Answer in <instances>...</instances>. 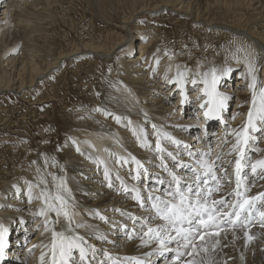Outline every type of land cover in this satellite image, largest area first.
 <instances>
[{
    "label": "bare ground",
    "instance_id": "obj_1",
    "mask_svg": "<svg viewBox=\"0 0 264 264\" xmlns=\"http://www.w3.org/2000/svg\"><path fill=\"white\" fill-rule=\"evenodd\" d=\"M65 1L0 0V13H3L0 14L3 16L0 19V95L13 92L20 99H26L42 91L46 93L48 102L50 99L56 102V115H49V120L45 121L42 115L35 116L36 112L32 109L33 121L30 119L29 123L33 122L38 129L43 123L47 126L62 124L60 137L55 134L59 140L55 143L51 130L39 133L41 136L32 134L29 138L28 133L21 131L20 125L6 126L0 137V149L4 150L3 164L0 163V225L6 229L0 264H27L30 249L35 255L30 264H41L42 253H46L44 264H51V233L44 231V218L38 215L45 208L43 199L38 198L42 189L51 197L59 194L70 199L73 210L78 213L76 220L87 226L76 231L97 250L93 264H99L101 260L104 264H136L137 260L143 261V264H187L185 255L178 261L173 259L175 244L171 245L173 251L170 254H161L155 242H149L147 246L142 243V222L137 218L148 219V206L145 204L141 208L132 199V194L124 191L122 184L129 189L134 185L151 186L143 177L139 181L133 179L137 160L153 176L160 174L167 178L158 167L157 140L168 152L181 156L186 162L188 157L184 145L194 152H209L213 157L229 151L235 142L233 130L246 126L249 111L253 109L254 90L249 86L252 77L248 74L245 55H254L257 69L262 67L264 73V0H124L129 5L130 17L123 20L118 0H92L93 4L88 0V9L95 8L101 21L114 23L120 31L117 42L111 48L101 41L88 40L89 33L85 31L89 28L88 23L72 20L64 6ZM170 13H173V22L164 18ZM176 15L190 18L192 30L187 31L189 36L184 35L190 38V42L180 40L174 46L162 32V27L174 24L186 32L187 21L175 22ZM158 16H162L163 20L159 21ZM106 18L109 21L104 20ZM143 20L147 24H142ZM58 22L76 30L78 44L69 46L67 43L66 50L62 49L67 38L54 29ZM123 32L126 34L123 35ZM20 34L31 44L28 49L26 41L22 43L18 40ZM238 47L244 51L237 53ZM19 50L18 56H12ZM90 55L110 64L107 65L106 75L97 83H94L96 79L93 77L90 87L93 92L90 94L89 89L85 90L88 86L83 79L88 73L92 76L96 74L93 72L95 61L93 65L83 64L85 72L77 69L75 89L69 88L67 76L72 71L68 67L82 56L87 58ZM124 55L128 57L124 58ZM212 69L220 77L216 85L220 95L227 96L224 93H228L221 91L222 86L229 83V88L236 81V104L229 118L226 112L232 99L230 96H227L229 99L219 119L206 118V108L200 107L208 99L204 95L202 78ZM179 72L184 73L186 100L181 95V85L173 82ZM254 75L255 91L259 93L264 89V76H259L258 70ZM193 78L197 81L195 85L191 83ZM46 84L47 87L44 86ZM229 93H234V90H229ZM69 94H73L71 98ZM31 98L34 100V97ZM189 112L193 118H198L200 124L194 122ZM227 119L229 126L225 122ZM254 122L260 131L251 133L253 138L249 140L246 153L251 162L264 159V123ZM214 123H219L217 132L214 131ZM186 134L198 135L196 142L193 144L192 137L187 138ZM169 136L179 141L180 145L172 143ZM225 159L234 160L235 156H225ZM165 160L169 167L173 166L168 157L165 156ZM224 167L228 169L227 173L218 171V174L231 176L232 183L215 194L216 199L227 196L235 187L233 167L228 164ZM245 171L248 174L246 184L249 185L247 194L256 196L264 193V170L258 168L255 175L250 169ZM64 187L69 191H63ZM144 195L147 196V191ZM228 198L232 199L231 196ZM257 208L264 211V202H257ZM253 215L246 228L237 227L234 231L230 229L214 236L222 240L226 260L233 261L230 264H264V247L263 251L251 247L248 252L251 256L244 258L248 255L243 253L248 236H259L256 238L257 245L260 244L257 241L264 240V221L258 213ZM48 217L55 219V214L49 212ZM62 223L61 217L57 230ZM38 224L41 228L37 233ZM121 234L123 237H120ZM98 236L105 239H97ZM208 236L203 242L211 240ZM26 238H31L28 239L30 243L25 247L27 250L22 251ZM147 239L144 237V240ZM238 246L240 250L234 253L233 248ZM105 251L111 259L103 255ZM150 253L155 254L148 259Z\"/></svg>",
    "mask_w": 264,
    "mask_h": 264
},
{
    "label": "snow or ice",
    "instance_id": "obj_2",
    "mask_svg": "<svg viewBox=\"0 0 264 264\" xmlns=\"http://www.w3.org/2000/svg\"><path fill=\"white\" fill-rule=\"evenodd\" d=\"M242 51H244L242 48L238 47L236 49L237 53ZM165 54L167 55V53ZM250 55L252 54H246L244 59L248 74L252 77L249 86L254 90L253 109L249 111L246 126L233 130L235 142L231 145L229 151L213 157L209 152H194L188 145H184V152L188 157L186 162L181 156L168 152L157 140L155 152L160 159L158 167L166 174L167 178L165 179L160 174L153 176L137 160L135 161L136 173L133 179L139 181L143 177L149 181L151 186L134 185L129 189L122 184L124 191L131 193L132 199L141 208H144L145 204L148 206V219L137 218L142 222V236L140 237L142 243L147 246L149 242H155L157 250L161 254L173 251L171 245L175 244L176 254L173 259L176 261L180 260L185 254L191 256L196 252L195 242L197 240L203 241L205 236L213 234L218 236L221 232L230 229L234 231L237 227L246 228L254 218V213H258L264 221V211L257 208V202H264V193L249 196L247 194L249 185L246 184L248 178L246 169H250L253 175L257 174L258 168L264 170V159L251 162L246 155L249 149V140L253 138L251 133L260 131L254 121L258 120L264 123V89H261L259 93L255 91L256 77L254 74L258 69L255 56L252 55V58L249 59ZM237 62H239L238 57ZM183 77L184 73L179 72L178 78L173 82L181 85V95L186 100ZM219 79L220 77L215 69H212L211 73H204L203 75L204 95L208 99L200 104V107L202 109L206 108L204 111L206 118L216 117L219 119L220 113L226 107L229 99V97L222 96L216 91ZM191 83L195 85L197 83L196 79H191ZM257 96H259L258 106ZM168 139L177 146L180 145V142L172 137L169 136ZM225 143L227 144L226 140ZM141 146L145 145L142 144ZM165 156L173 162L172 167L168 166ZM225 156H235V159L226 160ZM224 164H228L234 169L235 187L227 196L216 199L215 194L221 192L226 184L232 183L231 176L218 174V171L227 173L228 169L224 167ZM105 175L107 178V172ZM41 183H44V181H41ZM63 191L67 192L69 190L64 187ZM145 191H147V196L144 195ZM29 193H31V187ZM229 196L232 197L231 200H229ZM38 198H42L45 205V208L38 215L44 218V231L51 233V264H93V261L96 260L97 250L93 245L87 243L84 236L79 235L76 231L87 226L76 220L78 213L73 210L70 199H66L59 194L51 197L43 189ZM29 202H31V196ZM49 212L55 214V219H49ZM61 217L63 223L60 230H57L56 226L61 224ZM262 226H264V223H262ZM5 232L6 229L0 225V259L3 258L4 254ZM144 237L148 239L144 240ZM97 239L104 240L105 237L98 236ZM248 239L250 240L252 237L248 236ZM189 248H191V251H187ZM181 249L186 251H181ZM201 250L208 251L203 246ZM45 255L46 253H42L40 256L41 264H44ZM103 255L111 259L106 251ZM99 264H104V261H99ZM136 264H143V261L137 260ZM187 264H193V262L188 261Z\"/></svg>",
    "mask_w": 264,
    "mask_h": 264
},
{
    "label": "rangeland",
    "instance_id": "obj_3",
    "mask_svg": "<svg viewBox=\"0 0 264 264\" xmlns=\"http://www.w3.org/2000/svg\"><path fill=\"white\" fill-rule=\"evenodd\" d=\"M92 1V0H91ZM123 2V3H122ZM125 2V3H124ZM118 3L120 4L121 3V10H120V16L122 17V20L123 19H127L128 17H130V11H129V8H128V3L127 1H122V0H118ZM92 4H93V1H92ZM66 5V6H65ZM125 5V6H124ZM65 8L67 10H69L68 12V16L72 19V20H75V22H84L86 21L88 23V26L89 28L85 29V31L87 33H89L87 35V38L88 40H98V41H101L104 43V45L107 47V48H111L112 46L115 45V43L117 42V39H118V31L117 28L115 27V24L110 22V24H106L105 21H101L100 18H98L99 16L97 15V13H95V8L93 9H88L89 7V2L88 0H66L65 1V4H64ZM92 7V6H91ZM0 14H3V13H0ZM250 15V14H248ZM157 17V16H156ZM175 17L176 20L175 22H178V23H184L187 21L186 23V32H183L184 29L182 28H176V26L173 24V25H166L163 28L162 32L166 34V37H168V39L170 40L171 43H173V45H177L178 42L180 40H185L186 42H190V38H186L184 35L186 33V35L189 36L188 32L187 31H190L192 29H190L192 27V22H191V19L190 18H186V17H183V16H179V15H176ZM3 18V16L0 15V19ZM159 18V21L160 19L163 20V17L162 16H158ZM164 18H169L168 20L172 21L173 22V13H170L169 16H166ZM179 19V20H178ZM106 21H109L108 18L104 19ZM142 22V21H141ZM61 23L58 22L56 25V27L54 28L55 30L57 29V31L60 32V34L62 36H64L65 38H67V42L66 43H63V45L65 44V46H61L63 50H66V47H67V43L68 45L70 44L71 46L73 44H78L79 43V38H78V34L76 32V30L70 28L69 26H66V25H60ZM114 24V25H113ZM142 24H147V21L143 20ZM160 28V26L158 27ZM59 29V30H58ZM89 30V31H88ZM177 31V32H176ZM182 31V32H181ZM16 33V31H15ZM17 33H19V31H17ZM162 33V34H163ZM23 34V32H22ZM126 33L123 32V35H125ZM182 34V35H181ZM21 35V34H20ZM122 36V35H121ZM177 36V38H175ZM19 37V36H18ZM91 38V39H90ZM174 38V39H173ZM181 38V39H180ZM13 38L10 39V41L12 42ZM17 39V38H16ZM69 39V40H68ZM18 40H21L22 43H24V41H26L23 37V35H21ZM69 41V42H68ZM93 41V42H94ZM197 42V40H196ZM27 45H26V48L28 49V45H31L29 42H27ZM137 43H139V41H137ZM197 44V43H196ZM69 45V46H70ZM198 45V44H197ZM134 47V56L137 55V49H136V45L133 46ZM13 50V49H12ZM20 50L19 51H16V52H13L12 53V56H18L20 54ZM11 56V55H10ZM125 57H128L127 55H124V58ZM79 58V57H78ZM91 58V59H90ZM93 58V59H92ZM90 59V60H89ZM127 59V58H126ZM86 61V62H84ZM95 61V65H93ZM92 64L95 68V71L93 70L94 73H96L95 75H89V73L85 76L84 75V81L87 82V86L88 88H86L85 90H88L90 92V94H92L93 90L90 89L92 83H93V77H95L96 79V82L94 83H97V81L99 79H102V77H104L107 73V68L108 66H110V64H106L105 61H102V59L99 61L98 59H96L94 56H82V58H79L77 59V62L74 63V65H71L69 68L71 72V74H68L67 76V83H68V87L69 88H72V89H75V83H76V78H75V74H76V70L77 69H80L83 71V64L84 65H87V64ZM5 64V63H4ZM108 65V66H107ZM81 67V68H78V67ZM74 68V69H73ZM106 70V72H104ZM69 71V72H70ZM74 71V73H73ZM79 71V70H78ZM81 71V72H82ZM85 72V71H83ZM88 72V71H87ZM100 72L102 73L100 75ZM86 74V73H85ZM258 74H260L259 76L263 77L264 76V73H263V68L260 67L258 69ZM72 75V76H71ZM79 75H81L79 73ZM101 76V77H100ZM259 76H258V81H259ZM71 79V80H70ZM88 80L90 82H88ZM262 81V80H261ZM73 82V83H72ZM90 83V85H89ZM74 86H73V85ZM228 85L221 88V91L224 93L225 91H227L228 93H224L225 95L227 96H230L232 99H230L229 101V105L227 107V118H229L230 114L233 112L234 108H235V97H236V93H235V90L238 89L237 85H236V81L234 80V82H232L230 84V87L227 88L229 86V83H227ZM261 84V83H260ZM263 84V83H262ZM70 85V86H69ZM45 87H47V84L44 85ZM49 86V85H48ZM72 86V87H71ZM95 86V85H94ZM172 87V86H171ZM229 90L230 92H232V90H234V93H229ZM89 92H87V94H89ZM71 93V92H69ZM191 94V93H190ZM70 95V98L73 94H69ZM31 96V95H30ZM28 96V98L26 99H20V97H18L16 94H14L13 92H8L4 95H0V137L2 136L3 134V131L5 130V127L6 126H15V125H20L23 132L25 133H28L27 135L30 137H32V134L33 135H40L39 133H46L47 132V129L51 130L53 132V138L52 140H54L53 142L55 143V141H59L57 140L58 137H60V133H59V128L62 127V124H56V125H52V123L50 124V126H47L45 125L44 123L40 126V129L36 128L33 124V122H30V119L31 117H33V115H31V110H35L36 114L35 116L37 117H41L42 115V118L46 119L45 121L49 120V115L51 114H54V117L56 115L55 113V110H56V102H54V100H49V102L46 100L48 99V97L46 96V93H42L39 92V94L37 95H32L31 97H34V100ZM150 97V96H149ZM39 99V100H38ZM44 99V100H43ZM58 100H60L59 98H57ZM33 100V101H32ZM39 102H38V101ZM174 100H176V96L174 97ZM29 102V103H28ZM33 102V103H32ZM37 102V103H36ZM53 102V103H52ZM43 103V104H42ZM30 104V105H29ZM34 104V105H33ZM195 105V104H194ZM30 106V107H29ZM38 106V107H37ZM55 106V107H54ZM244 107L247 105H243ZM55 109H54V108ZM187 114V112H186ZM190 114V112H189ZM191 115V114H190ZM190 115H186V116H190ZM44 116V117H43ZM245 115H243V117L241 119L244 118ZM29 118V119H28ZM191 118H193V116L191 115ZM9 119V120H8ZM240 119V123L242 122V120ZM3 120V121H1ZM194 122L200 124V122L198 121V118H193ZM5 121V122H4ZM7 121V122H6ZM31 121H33V119H31ZM198 121V122H197ZM10 122V123H9ZM22 122V123H21ZM26 122V123H25ZM225 122H227V125L229 126L228 122L229 120H225ZM12 123V124H11ZM4 124V126H3ZM9 124V125H8ZM23 124V125H21ZM30 125L32 127H30ZM218 125L219 123H214V126H215V129L214 131L217 132V130L219 129L218 128ZM24 126V127H22ZM28 126V127H27ZM27 127V128H26ZM49 127V128H47ZM53 127V128H52ZM30 128V129H29ZM46 129V130H45ZM36 130V131H35ZM41 130V131H40ZM35 131V132H33ZM43 131V132H42ZM31 133V134H30ZM57 133V138L55 136V134ZM187 133H188V130H187ZM263 135H264V132H263ZM62 136V135H61ZM187 138H190L192 137L191 141L192 143L194 144V142H196L197 140V136H194V135H191L189 136L188 134H186ZM36 141L38 142H41L40 140H38L37 138L35 139ZM35 141V142H36ZM32 145H35V144H32ZM36 146V145H35ZM191 149V148H190ZM198 150L202 151V149L200 148H197ZM2 152V153H1ZM55 153V150L53 151ZM4 155V150L1 148L0 149V163H2V160H3V156ZM110 159H111V156H109ZM3 164V163H2ZM251 183V181H250ZM249 183V184H250ZM143 219L145 220V217H143ZM5 224V223H4ZM41 228V226L38 224L37 225V228H36V231L38 233L39 229ZM79 230H84V229H79ZM264 232V230L262 231ZM34 236H36V234ZM122 235V236H121ZM120 237H123V234H121ZM215 234L214 235H209L208 237L211 239L210 241H200V240H197L195 243H196V249L197 251L194 252L191 256L185 254V259L188 260V261H192L193 264H227V263H231L233 262L232 259H229L228 261L226 260V253H225V248L223 247L222 244V240L219 239V237H215ZM259 237V236H257ZM257 237H253L252 239L248 240L246 245H245V250L243 253H247L248 255L244 258H249V253L250 252V248L252 247H256V249H261L264 247V240L262 241H257V243H260L259 245L255 244L256 243V238ZM27 241L25 243V246H24V243H21V246H24L22 247V251L23 250H27L25 247L28 245V243H30V241L28 239H31V238H26ZM216 239V240H215ZM221 240V241H220ZM217 241H219V243H217ZM253 242V243H252ZM209 243V244H208ZM212 243V244H211ZM215 244V245H214ZM249 244V245H248ZM253 244V245H252ZM209 245V246H208ZM211 245V246H210ZM206 247L208 246V251L207 252H202L201 250V247ZM222 246V247H221ZM220 247V248H219ZM212 251H211V250ZM264 249V248H263ZM262 249V251H263ZM210 250V252H209ZM214 250V251H213ZM217 250V251H216ZM222 250V251H221ZM240 250V247L238 246L237 248H233V252L235 253L236 251H239ZM189 251H191V248H189ZM30 252V258H29V261L27 264H30L31 263V260L32 258L35 256L34 255V252L32 249H30L28 251V253ZM202 252V253H201ZM215 253L212 255V253ZM26 253V252H25ZM217 253V254H216ZM155 253H150L148 255V259L150 257H152ZM170 254V252H169ZM210 254V255H209ZM173 257V256H172ZM203 257V259H202ZM222 257V258H221ZM225 257V258H224ZM219 258V259H218ZM202 259V260H201ZM217 259V260H216ZM224 259V260H223ZM169 260V258H168ZM201 261L200 263L197 262V261ZM219 260V261H218ZM226 260V261H225ZM224 261V262H223ZM205 262V263H204ZM207 262V263H206ZM239 264H242V262Z\"/></svg>",
    "mask_w": 264,
    "mask_h": 264
}]
</instances>
